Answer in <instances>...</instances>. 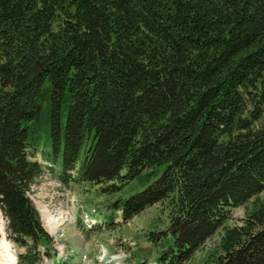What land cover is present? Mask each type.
I'll use <instances>...</instances> for the list:
<instances>
[{"label":"trees","instance_id":"trees-1","mask_svg":"<svg viewBox=\"0 0 264 264\" xmlns=\"http://www.w3.org/2000/svg\"><path fill=\"white\" fill-rule=\"evenodd\" d=\"M263 114L264 0H0V210L18 264L55 258L30 198L38 151L65 187L146 183L109 207L126 222L167 204L155 264L219 231L214 264H264Z\"/></svg>","mask_w":264,"mask_h":264},{"label":"rangeland","instance_id":"rangeland-1","mask_svg":"<svg viewBox=\"0 0 264 264\" xmlns=\"http://www.w3.org/2000/svg\"><path fill=\"white\" fill-rule=\"evenodd\" d=\"M43 120L46 132L47 114ZM64 123L65 116L62 117V132ZM34 160L45 168L44 175L31 187L30 198L52 238L59 264H155L156 257L165 248L162 241L168 226L167 204H156L126 222L120 212L113 213L109 207L117 199H126L141 191L146 183L133 180L116 184L111 192L102 191L105 185H70L63 189L55 175L56 169L53 170L55 173L48 169L49 165L39 151L35 152ZM243 216V209L235 210L227 225H241ZM47 217L56 223L55 234L49 228ZM109 218L114 225L105 223H110ZM6 224L0 210V264H15L7 251L16 259L13 253H23L24 249L9 240ZM221 233L219 231L208 240L185 264H214L219 254ZM52 262L43 256L42 264Z\"/></svg>","mask_w":264,"mask_h":264},{"label":"bare ground","instance_id":"bare-ground-1","mask_svg":"<svg viewBox=\"0 0 264 264\" xmlns=\"http://www.w3.org/2000/svg\"><path fill=\"white\" fill-rule=\"evenodd\" d=\"M47 219H49V224H50V230H51V232L53 233V234H55V232H56V230H57V226H56V223L54 222V221H52L49 217H47ZM7 254H8V256L12 259V262H14V258H13V255H11L10 253H9V251H7Z\"/></svg>","mask_w":264,"mask_h":264}]
</instances>
